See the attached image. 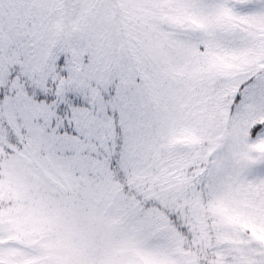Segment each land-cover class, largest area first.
<instances>
[{
    "label": "snow or ice",
    "instance_id": "snow-or-ice-1",
    "mask_svg": "<svg viewBox=\"0 0 264 264\" xmlns=\"http://www.w3.org/2000/svg\"><path fill=\"white\" fill-rule=\"evenodd\" d=\"M0 264H264V0H0Z\"/></svg>",
    "mask_w": 264,
    "mask_h": 264
}]
</instances>
